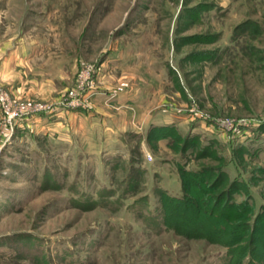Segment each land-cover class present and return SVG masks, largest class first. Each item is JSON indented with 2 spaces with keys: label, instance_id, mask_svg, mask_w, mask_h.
<instances>
[{
  "label": "rangeland",
  "instance_id": "1",
  "mask_svg": "<svg viewBox=\"0 0 264 264\" xmlns=\"http://www.w3.org/2000/svg\"><path fill=\"white\" fill-rule=\"evenodd\" d=\"M0 57V264H228L211 189L174 218L209 241L164 228L158 194L222 166L264 203V0H0ZM258 229L230 248L264 261Z\"/></svg>",
  "mask_w": 264,
  "mask_h": 264
},
{
  "label": "trees",
  "instance_id": "2",
  "mask_svg": "<svg viewBox=\"0 0 264 264\" xmlns=\"http://www.w3.org/2000/svg\"><path fill=\"white\" fill-rule=\"evenodd\" d=\"M251 129H253V133H257V130L264 131V123H258L256 126L252 125ZM158 133L163 134L161 137L168 138L170 144H172L173 141L180 140L179 136L175 137L176 134L174 129L170 126L153 127L149 132L148 138L153 139V136ZM196 142H198L197 137H187L180 151L181 154L184 155L188 153L191 147L190 144L193 145L196 144ZM207 150L208 148H206V146H201L197 153L196 150L193 151V155H195L196 158H201L203 153ZM175 167V174L180 181L181 194L179 196H172L165 191H159L158 207L159 214L161 213V216H159L161 225L176 235L185 236L186 238H203L209 241L208 236L210 235L205 229L202 228L198 231L196 227L191 228L186 225L182 226L184 222L178 223V221L176 223V219H174L175 215H177V211L179 215L187 214L190 211L192 199L189 195V186H198L199 190L200 187H207L211 189L208 194L215 202L214 204L206 202L209 198L208 195H204V199L201 193L202 198H198L199 204L201 202H204V204L198 207H203V211L207 213L206 218L208 223L210 225L212 224V227L216 231L222 232L220 234L222 238L220 243L229 250L227 252V256H230L228 264L264 263V261L255 259L251 249H247L242 254L230 248V246L240 244L246 237L248 238L247 242H257V235L262 234L258 227L264 222V203L260 204L259 208L256 209L255 201L258 197L256 198V196L253 195L251 189H249V184L240 177H236L229 181L228 171L222 166L191 170H185L183 165H175ZM235 168H238V166H235ZM212 177H214L215 183L207 185V182L209 180L211 181ZM239 196L241 198L237 201L236 198ZM213 224L218 227H214ZM183 228L188 230V232H192V235L187 231H183ZM234 255H236L237 259L232 261ZM246 260H248V263H245Z\"/></svg>",
  "mask_w": 264,
  "mask_h": 264
},
{
  "label": "crops",
  "instance_id": "3",
  "mask_svg": "<svg viewBox=\"0 0 264 264\" xmlns=\"http://www.w3.org/2000/svg\"><path fill=\"white\" fill-rule=\"evenodd\" d=\"M12 54L14 55V60L18 59L20 61L19 64H22V62H23L22 57H23V54H25V56H26V51L24 52L23 49H20V52L16 51ZM20 54H22V55H20ZM1 64H2V61H1V57H0V70L3 69V66ZM4 64H5V62H3V65ZM10 77H15V74L11 75ZM14 79H16V77Z\"/></svg>",
  "mask_w": 264,
  "mask_h": 264
},
{
  "label": "built area",
  "instance_id": "4",
  "mask_svg": "<svg viewBox=\"0 0 264 264\" xmlns=\"http://www.w3.org/2000/svg\"><path fill=\"white\" fill-rule=\"evenodd\" d=\"M0 102H1L2 104H4V98H3L2 96H0ZM6 115H7V116L10 115L8 110H6ZM12 116H13V115H12ZM12 116H11V117H12ZM9 117H10V116H9Z\"/></svg>",
  "mask_w": 264,
  "mask_h": 264
}]
</instances>
